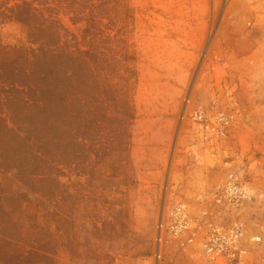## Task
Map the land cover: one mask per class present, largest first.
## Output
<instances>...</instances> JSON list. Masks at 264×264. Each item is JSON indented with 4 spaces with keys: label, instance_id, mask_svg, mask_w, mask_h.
Segmentation results:
<instances>
[{
    "label": "rangeland",
    "instance_id": "obj_1",
    "mask_svg": "<svg viewBox=\"0 0 264 264\" xmlns=\"http://www.w3.org/2000/svg\"><path fill=\"white\" fill-rule=\"evenodd\" d=\"M51 15L127 56L133 118L106 119L92 152L67 156L48 102ZM213 99L238 116L218 158L187 118ZM231 167L264 259V0H0V264H210L200 236L159 259L158 226L179 199L212 216Z\"/></svg>",
    "mask_w": 264,
    "mask_h": 264
},
{
    "label": "trees",
    "instance_id": "obj_2",
    "mask_svg": "<svg viewBox=\"0 0 264 264\" xmlns=\"http://www.w3.org/2000/svg\"><path fill=\"white\" fill-rule=\"evenodd\" d=\"M49 27L55 38L47 44L48 102L52 107L58 98L64 107L63 130L74 139V148L67 156L77 155L81 149L92 152L91 148L100 144L97 139L102 137L106 119L117 117L124 125L133 118L131 87L123 75L127 56L110 51L109 37L102 38L92 26L83 30L80 40L52 15ZM111 67L114 69L110 70ZM111 107L119 110L110 111Z\"/></svg>",
    "mask_w": 264,
    "mask_h": 264
},
{
    "label": "built area",
    "instance_id": "obj_3",
    "mask_svg": "<svg viewBox=\"0 0 264 264\" xmlns=\"http://www.w3.org/2000/svg\"><path fill=\"white\" fill-rule=\"evenodd\" d=\"M187 118L217 158L218 147L227 141L238 121L237 113L219 99L192 106ZM224 163L231 166L228 160ZM254 196L251 183L231 167L218 199L219 209L212 216L197 217L187 201L177 200L159 223L156 256L161 259V243L175 240L185 245L200 236L201 254L210 264H255L252 251L262 243L263 235L249 233L239 218L240 211Z\"/></svg>",
    "mask_w": 264,
    "mask_h": 264
},
{
    "label": "crops",
    "instance_id": "obj_4",
    "mask_svg": "<svg viewBox=\"0 0 264 264\" xmlns=\"http://www.w3.org/2000/svg\"><path fill=\"white\" fill-rule=\"evenodd\" d=\"M263 250V246H257L255 249H253L252 251V255L254 257V263L255 264H261L262 262H264V259L262 257L259 256V253ZM260 258H259V257Z\"/></svg>",
    "mask_w": 264,
    "mask_h": 264
}]
</instances>
